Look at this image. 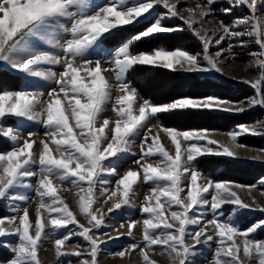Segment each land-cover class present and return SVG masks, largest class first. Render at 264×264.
<instances>
[{
	"label": "snow or ice",
	"instance_id": "snow-or-ice-1",
	"mask_svg": "<svg viewBox=\"0 0 264 264\" xmlns=\"http://www.w3.org/2000/svg\"><path fill=\"white\" fill-rule=\"evenodd\" d=\"M183 34L197 46L163 43ZM244 53L254 75L227 72ZM143 66L200 90L153 99L132 78ZM257 107L264 0H0V264H43L46 244L53 264H264V175L216 168L264 162L241 142L264 119L203 122Z\"/></svg>",
	"mask_w": 264,
	"mask_h": 264
},
{
	"label": "rangeland",
	"instance_id": "rangeland-1",
	"mask_svg": "<svg viewBox=\"0 0 264 264\" xmlns=\"http://www.w3.org/2000/svg\"><path fill=\"white\" fill-rule=\"evenodd\" d=\"M197 2H202V0H187L189 4H195ZM217 3L223 4L225 0H217ZM194 42H196L193 39ZM197 46V45H196ZM195 46V47H196ZM193 47V48H195ZM249 56L247 53L241 55V58L238 61H232L228 64L226 71L233 75H244V76H252L254 75L253 71H245V64L247 63ZM221 82H225L227 85H238L243 90L239 93H232L230 91L225 90L227 87H219V91L233 98H243L245 95H251L252 92L250 90V86L245 85L243 83H235L230 81L229 79H225ZM151 83H153L151 85ZM194 82L185 81L182 78L165 75L164 73L156 74V77L150 81L147 86H144L143 89L148 93L150 91V95L154 96L156 99H161L162 97L170 94H175L176 92L182 90H192L199 91L200 85H194ZM183 86V87H182ZM258 109V110H257ZM232 115V116H230ZM226 114L218 117H213L209 120L203 121L204 123H209L213 127L219 128L222 131H227L233 127L234 124L240 122L251 123L256 121L257 119H264V111L260 108H255L253 110H248L246 113H236V114ZM220 139L227 140V136H220ZM242 138H244L242 140ZM241 138V142L247 145L260 148L264 147V136L253 135V134H245ZM258 138V139H257ZM242 155L251 156L253 153L248 152L246 149H240ZM212 163V161H209ZM127 165H125L126 167ZM220 167V168H219ZM217 174H222L224 176L235 178L242 182H255L261 175H264V162L261 161H252L246 160L242 163L230 165L228 167H224L223 165H217ZM145 189H141L144 191ZM69 199H70V194ZM257 198L264 202V196L256 193ZM246 198V197H245ZM3 205L0 204V214L3 213ZM118 223V221H117ZM7 255V252L4 248L0 247V258H3ZM39 258L43 261V264H53L55 261V252L52 244H46L45 250L38 253ZM160 264H168L167 259L165 257L157 256L156 257ZM133 264H140L141 258L138 255H133L131 257ZM102 264H121L119 258H114L108 256L105 253L104 258H102ZM123 264H128V258L125 257L123 260Z\"/></svg>",
	"mask_w": 264,
	"mask_h": 264
},
{
	"label": "trees",
	"instance_id": "trees-1",
	"mask_svg": "<svg viewBox=\"0 0 264 264\" xmlns=\"http://www.w3.org/2000/svg\"><path fill=\"white\" fill-rule=\"evenodd\" d=\"M118 35H120V34H118ZM154 43H157V42H146L145 44L141 45V47L142 48H148V47H151L152 44H154ZM163 43L166 44V45H180V44H184V45H186L189 48H193V47L196 46V42L193 41V38L189 34H183V35H179V36H174L171 40L164 41ZM156 74H158V73H156ZM156 74L153 75L150 66H143L137 72L132 73V78L139 82V86L141 87V89L144 92V94L146 96L152 97L153 99H156V98L154 96L150 95V93H151L150 91H148V93L145 92L143 87L147 86L150 83V81L156 77ZM177 77H179V76H177ZM179 78H181V77H179ZM188 82H190V81H188ZM191 82H194L195 83L194 85L199 84L197 81H191ZM152 84L153 83H151V85ZM219 84H220V87H222V88L223 87H227V88H224V89L227 90V91H231L233 94L234 93H239L240 91L243 90L238 85H227V84L220 83V82H219ZM238 90H239V92H238ZM243 139L244 138H242V140Z\"/></svg>",
	"mask_w": 264,
	"mask_h": 264
},
{
	"label": "crops",
	"instance_id": "crops-1",
	"mask_svg": "<svg viewBox=\"0 0 264 264\" xmlns=\"http://www.w3.org/2000/svg\"><path fill=\"white\" fill-rule=\"evenodd\" d=\"M220 83H224V84H226L225 82H221V81H220ZM230 92H231V91H230ZM228 115H230V114H228ZM230 116H232V115H230ZM217 117H218V116H217ZM3 143H4L3 138H0V145H2ZM3 206H4V205H3ZM6 210H7V209H6L5 207H3V210H2V211L4 212V211H6Z\"/></svg>",
	"mask_w": 264,
	"mask_h": 264
},
{
	"label": "water",
	"instance_id": "water-1",
	"mask_svg": "<svg viewBox=\"0 0 264 264\" xmlns=\"http://www.w3.org/2000/svg\"><path fill=\"white\" fill-rule=\"evenodd\" d=\"M261 110H263V111H264V109H261Z\"/></svg>",
	"mask_w": 264,
	"mask_h": 264
}]
</instances>
